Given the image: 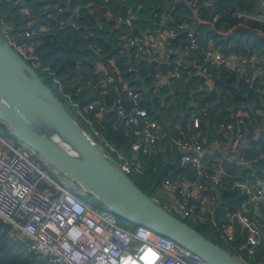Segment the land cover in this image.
Here are the masks:
<instances>
[{
    "label": "trees",
    "instance_id": "1",
    "mask_svg": "<svg viewBox=\"0 0 264 264\" xmlns=\"http://www.w3.org/2000/svg\"><path fill=\"white\" fill-rule=\"evenodd\" d=\"M213 1L219 19L213 22L210 12L201 8V22L196 26L202 34L201 47L211 40L227 54H258L264 58V25L232 16L235 10L253 13L259 0ZM74 10L77 12L74 13ZM167 14L172 18L173 25L193 20L187 4L177 0H20L18 4L11 0H0V24L8 25L10 35L19 43L31 44L32 53L39 63L38 67L32 68L56 98L69 112L70 108L74 110L71 103L81 110L93 105L86 112L91 127L79 121L75 110V116L70 113L86 133L91 134L92 129H96L109 145L126 156L131 155L136 126L128 121L127 114L134 107V102L122 89L123 83L138 94V105L163 126L167 137L147 153H139L143 170L129 175L135 185L152 198L165 180L197 179L190 166H180V154L170 144L171 138L180 135L181 131L191 133L188 124L196 106L202 107L209 101L214 103L201 123L202 130L207 132L209 144L216 139L218 124L230 120L231 109L255 104L258 100L252 93L255 83L250 88L236 74L214 67H207V73L215 79V92L209 98H202L203 78L196 74L197 67L203 64L202 49L186 55L180 52L164 58H146L138 54L134 47H125V37L140 36L160 28L162 17ZM182 42H187L184 35L174 40L173 44ZM99 65L106 68L113 78L106 86L102 85L106 76L98 69ZM114 69H117V73L113 72ZM173 73L178 76L172 77L170 74ZM156 74L167 77L166 83L159 84ZM118 104L124 110V116L117 115ZM248 112L250 118L256 121L254 108ZM0 125L6 137H12L7 127L3 123ZM249 148L245 157L250 161L247 167L236 169L233 163L223 160V168L234 176L262 178L264 130L256 133V139L250 140ZM203 163L208 168L214 164L208 155ZM218 191L219 202L213 213L208 214L205 222L199 225L201 228L194 223L196 229L188 220L184 222L222 246L223 243L218 240V230L228 214L240 209L246 196L238 190ZM207 196L211 197V191L207 192ZM260 212L258 217L254 209L248 207L247 216L260 220L264 208ZM118 219L122 226H132ZM208 235H213L217 241ZM245 239L246 235H239V227L236 226L235 242L229 251L234 254ZM248 263H264V239ZM0 264L52 263L30 252L23 238L12 236L0 227Z\"/></svg>",
    "mask_w": 264,
    "mask_h": 264
},
{
    "label": "built area",
    "instance_id": "2",
    "mask_svg": "<svg viewBox=\"0 0 264 264\" xmlns=\"http://www.w3.org/2000/svg\"><path fill=\"white\" fill-rule=\"evenodd\" d=\"M11 1L14 4L20 2ZM177 1L185 2L190 8L193 16L190 23L173 25L172 18L168 14L164 15L160 28L140 36L125 37V47H134L138 54L146 58H164L180 52L186 55L202 49L203 64L197 67L196 72L203 78L202 98H209L215 92V79L207 73V67H214L225 68L236 74L238 79L243 80L250 88H253L255 83L256 87L252 93L258 100L255 104H244L235 110L231 109L230 120L218 124L216 139L209 144L207 132L202 130L201 123L214 103L209 101L202 107L196 106L188 124L191 133L185 134L181 131L180 135L171 138L170 144L180 154V166H190L197 179L165 180L157 188V193L159 191L165 195L162 202L171 214L183 222L191 219L193 223L200 225L205 222L208 214L213 213L209 208L210 204H207L210 201L208 191H217L219 194L218 190L240 191L246 196V200L238 211L227 215L226 221L218 230V240L225 246L222 247L232 254L229 250L235 242L238 226L239 235L245 234L246 241L232 255L249 264L261 242V231L259 221L247 216L248 207H252L254 212H260L261 208H264V176H234L223 168L222 161H230L236 169L247 167L250 161L245 157L249 142L256 139V130H264V58L258 54H227L211 40L201 47L202 34L196 27L201 22V8L208 10L212 21L216 22L219 14L215 11L214 1ZM76 12L74 10V13ZM232 16L242 21L264 25V0H259L253 13L235 10ZM0 28L8 45L28 64L30 62L31 67H38V59L32 53L31 44L19 43L10 35L8 25L0 24ZM181 35L185 36L187 42L174 45V40ZM25 36L28 37L29 34L26 33ZM98 69L106 76L102 83L106 86L113 78L102 65H99ZM113 72L117 73V69ZM170 75L178 76L174 73ZM155 78L159 84H165L167 81V77L160 74H156ZM118 81L122 82L120 78ZM122 89L127 91L128 97L134 102V107L127 114L128 121L136 126L133 131L131 155L126 156L109 145L96 129H92L91 134L85 133L129 176L143 170V163L138 154L147 153L150 148L166 138L167 134L163 126L157 124L147 110L138 105V94L128 89L125 83ZM59 91L62 92L61 88ZM64 97L68 98L67 95ZM71 107L74 108L79 121L91 127L86 112L91 110L93 105H88L84 110L79 109L75 103H71ZM252 108L256 121L249 116L248 110ZM117 115L124 116V110L119 104ZM79 121L76 120L80 125ZM254 123L259 124L254 126ZM1 132L0 125V134ZM34 153L27 147L13 146L0 136V219L11 225L10 235L23 238L28 250L34 255L47 259L52 264H205L173 240L142 227H124L112 212L107 209L101 212L88 205L76 195L82 191L80 188L76 189L75 193L71 192L67 187L73 182ZM207 155L214 162L210 168L203 163ZM38 157L46 168H52L51 175L57 176L59 182H54L39 167Z\"/></svg>",
    "mask_w": 264,
    "mask_h": 264
},
{
    "label": "water",
    "instance_id": "3",
    "mask_svg": "<svg viewBox=\"0 0 264 264\" xmlns=\"http://www.w3.org/2000/svg\"><path fill=\"white\" fill-rule=\"evenodd\" d=\"M0 122L20 144L133 227L173 240L205 264H246L140 190L8 45L1 28ZM0 227L11 232L2 219Z\"/></svg>",
    "mask_w": 264,
    "mask_h": 264
},
{
    "label": "rangeland",
    "instance_id": "4",
    "mask_svg": "<svg viewBox=\"0 0 264 264\" xmlns=\"http://www.w3.org/2000/svg\"><path fill=\"white\" fill-rule=\"evenodd\" d=\"M68 109H69V107H68ZM70 113H72V115H74V110L73 109H71L70 108ZM75 116V115H74ZM73 116V117H74ZM75 119H76V117H74ZM77 120V119H76ZM11 134V133H10ZM0 136H1V138L2 139H4L7 143H9V144H11V145H13V146H15V147H25V146H23L22 144H20L12 135V137H6V135L4 134V132L2 131L1 132V134H0ZM16 140V141H15ZM35 154V153H34ZM36 155V154H35ZM39 158V157H38ZM39 160H40V158H39ZM38 165H39V167L42 169V170H44V172L49 176V178L50 179H52L54 182H59V179L57 178V176H55L54 174L53 175H51V173H53V171H52V168H50V169H48V168H46V166L44 165V163L40 160V161H38ZM76 186V187H75ZM71 192H73V193H75L76 192V189L77 190H79L78 188V186L75 184V183H73V184H70L69 185V187H67ZM79 192V191H78ZM76 195H77V197H79L80 199H83L84 201H85V203H87L88 205H90V206H92V207H94V208H96L97 210H99V211H101V212H105L104 210H106L103 206H102V204H100L95 198H93V196L92 197H89L90 196V194H87V193H84V192H80V193H76ZM159 195H157L156 196V198L158 197ZM155 197H154V199H155V201L160 205V206H162V207H164L165 208V205H164V203L161 201V198H159V199H156ZM216 206V204H212L211 205V207L212 208H214ZM188 221H190V222H188L190 225H192V226H194L196 229H197V227L195 226V224L191 221V219L190 220H188ZM197 225V224H196ZM197 226H199V225H197ZM199 228H201L200 226H199ZM8 234H10V233H8ZM205 235V234H204ZM207 235V234H206ZM208 236H210V238L212 239H214L215 241H217V239L213 236V235H208ZM212 239V240H213ZM223 246V245H222ZM223 247H225V246H223ZM227 248V247H226Z\"/></svg>",
    "mask_w": 264,
    "mask_h": 264
},
{
    "label": "crops",
    "instance_id": "5",
    "mask_svg": "<svg viewBox=\"0 0 264 264\" xmlns=\"http://www.w3.org/2000/svg\"><path fill=\"white\" fill-rule=\"evenodd\" d=\"M255 124H257V123H254V126H255ZM262 126H263V124H262ZM254 130V129H253ZM260 131H263L262 129H259V130H256V133L257 132H260ZM157 195H159L158 197H157V199H159V198H161V201L163 200V198H165V195L163 194V193H161V192H159L158 191V193H156V196ZM218 195H219V193L217 192V191H211V197H210V201L209 202H207V204L209 205L210 204V206H209V208L213 211V209L214 208H212L211 207V205L212 204H218ZM155 196V197H156ZM160 200V199H159ZM209 210V209H208ZM256 214L258 215V217L260 216V212H256ZM252 219H257L256 217H251ZM258 220V219H257ZM259 221V228H260V231H261V240L262 239H264V214H262L261 215V218H260V220H258Z\"/></svg>",
    "mask_w": 264,
    "mask_h": 264
}]
</instances>
